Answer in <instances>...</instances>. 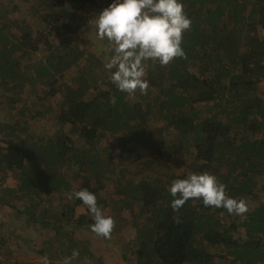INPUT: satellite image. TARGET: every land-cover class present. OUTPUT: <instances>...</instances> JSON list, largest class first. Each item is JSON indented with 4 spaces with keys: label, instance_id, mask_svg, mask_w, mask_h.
I'll use <instances>...</instances> for the list:
<instances>
[{
    "label": "trees",
    "instance_id": "obj_1",
    "mask_svg": "<svg viewBox=\"0 0 264 264\" xmlns=\"http://www.w3.org/2000/svg\"><path fill=\"white\" fill-rule=\"evenodd\" d=\"M181 2L184 57L148 61L149 87L130 96L104 67L108 44H72L111 0H0V207L18 222L0 264H63L73 250L71 264H100L94 241L124 264H264V0ZM203 172L247 211L174 210L172 181ZM81 189L114 219L109 238L68 198ZM23 222L36 244L9 258Z\"/></svg>",
    "mask_w": 264,
    "mask_h": 264
},
{
    "label": "clouds",
    "instance_id": "obj_2",
    "mask_svg": "<svg viewBox=\"0 0 264 264\" xmlns=\"http://www.w3.org/2000/svg\"><path fill=\"white\" fill-rule=\"evenodd\" d=\"M94 25L96 37L107 41L111 55L106 57L105 69L111 82L121 92L134 95L137 89L149 87L145 79V65L156 61L167 65L175 58L184 57L183 34L191 27L181 0H111L106 8L89 21ZM168 191L173 197L171 206L178 210L190 199L202 201L206 207L226 209L229 214L242 215L246 202L226 194V185L208 172L189 173L172 181ZM69 199H79L87 206L93 223L90 230L97 236L109 238L115 221L98 206L97 196L88 189L70 193ZM79 257L73 250L63 264H71ZM41 264H50L41 257Z\"/></svg>",
    "mask_w": 264,
    "mask_h": 264
},
{
    "label": "rangeland",
    "instance_id": "obj_3",
    "mask_svg": "<svg viewBox=\"0 0 264 264\" xmlns=\"http://www.w3.org/2000/svg\"><path fill=\"white\" fill-rule=\"evenodd\" d=\"M72 44L77 45L81 50H85L90 53L101 51L102 49L107 47V41H100L97 39L94 25L85 27V29L83 28L78 35L73 37ZM43 55L44 53H41V55L39 56L41 57ZM13 108L14 107L10 105L9 111L13 110ZM0 117H1V113H0ZM183 169L184 167H180L179 171L181 172L183 171ZM12 214L13 212L11 210L0 207V234L10 232L11 227L14 224L18 223V222L15 223V218H11L12 216L10 215ZM7 226H9V230L4 231V227H7ZM34 230L35 228L33 229L32 224L30 222L22 223L21 235H19L16 245L10 248L13 252L9 250L10 255H11V256L9 255V258L25 257L24 253L27 251L26 246L30 247L36 244L35 242L38 236L36 233H34ZM89 239L99 240L93 237H90ZM91 246L94 251L95 257L99 258L100 264H124L122 261H120V258L117 257V255L109 249V246H107L102 241H94L93 243H91Z\"/></svg>",
    "mask_w": 264,
    "mask_h": 264
}]
</instances>
